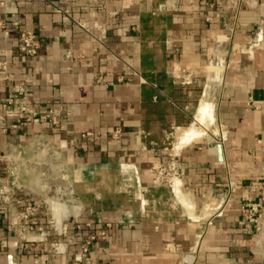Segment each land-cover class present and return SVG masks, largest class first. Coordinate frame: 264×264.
<instances>
[{
	"label": "crops",
	"instance_id": "crops-1",
	"mask_svg": "<svg viewBox=\"0 0 264 264\" xmlns=\"http://www.w3.org/2000/svg\"><path fill=\"white\" fill-rule=\"evenodd\" d=\"M0 60V147L20 153L9 180L43 204L25 231L23 205L0 206V264H76L85 248L81 264H264V215L252 235L239 224L264 188V0H0ZM2 119L20 129L4 135ZM53 149L81 205L58 232L68 210L28 171ZM171 160L178 178L156 185Z\"/></svg>",
	"mask_w": 264,
	"mask_h": 264
},
{
	"label": "built area",
	"instance_id": "built-area-1",
	"mask_svg": "<svg viewBox=\"0 0 264 264\" xmlns=\"http://www.w3.org/2000/svg\"><path fill=\"white\" fill-rule=\"evenodd\" d=\"M263 34V32H260ZM20 42V51L27 55L31 60H34L41 48L40 43L37 41L35 34L32 31H26L21 33L19 37ZM8 74V66L7 63L0 60V76L7 77ZM18 94L23 97L24 100H27V95L24 91V89H20ZM12 102H9V105H11ZM18 112L22 114L23 116V124H30L33 121L37 119V114L32 113L27 106H21L18 108ZM46 121L56 127L60 123L61 119V113L59 111L50 110L46 114ZM1 130L4 135H9L11 133H16L20 126L18 124L14 125H7L6 121L2 119L1 121ZM122 135L121 129H116L113 134V139L116 141H119ZM93 135L86 134L83 135L84 139H90ZM50 148L49 144L47 142L37 144L35 147V150H41ZM20 156V153L12 152V153H6L3 154L1 147H0V172H3L6 170V183L3 185H0V206H11L13 204H22L24 207V211L21 215V219L23 222L22 229L28 230L29 228H37L41 225V218L40 213L43 207V204L40 203H34L31 198L26 197L22 200H16L15 199V191L12 186L13 182L9 180V178L14 177L15 173H17L19 169V162L18 158ZM18 157V158H17ZM49 158L46 160L48 162H53L58 165V169L62 170V167L60 165V154L57 150H52V152L48 156ZM35 166H40L38 160L34 161L28 171L30 170L33 174L37 173V168H34ZM27 169V167H26ZM152 173L155 175V184L161 185L166 184L168 186H172L176 179L179 176V165L171 160L168 165L163 164H157L152 167ZM49 173V170H48ZM53 173V172H52ZM39 179L47 178L48 175L46 171L44 174L37 173ZM3 176V174H0V178ZM4 178V177H2ZM59 178L56 177V181H58ZM9 180V181H7ZM38 180V179H37ZM50 180V178L48 179ZM53 181V179H51ZM57 185H55L54 193L56 195V200L61 205L67 208L68 214L63 218L62 224L57 227L53 215L50 220V223L48 224L49 229H53L56 232L60 231L62 227L65 224H68L73 221H77L81 214V205L78 201L77 195L75 193V189L73 187V184L70 183L69 178L67 176H62L59 182H56ZM47 190V188H46ZM263 205H264V188L261 191V198L259 201H254L253 199H250L247 201L245 206L243 207V217L240 221V226L246 230L249 234H253V226H258L261 219L263 218ZM256 233H258V238L260 241H263V235L260 232L259 228H256ZM52 248L56 252L57 255H64L66 254L65 250L63 249V245L59 243H53ZM88 249L85 248L82 251V254L77 256L75 259L76 264L82 263V257L83 255L87 254Z\"/></svg>",
	"mask_w": 264,
	"mask_h": 264
},
{
	"label": "rangeland",
	"instance_id": "rangeland-1",
	"mask_svg": "<svg viewBox=\"0 0 264 264\" xmlns=\"http://www.w3.org/2000/svg\"><path fill=\"white\" fill-rule=\"evenodd\" d=\"M39 165L40 166H35L34 168H37V173H41L44 174V172L46 171L48 177L42 179L38 178L37 173L35 172L33 174V178H37V189L41 190L44 194H47L48 200L51 201V204H49V207H52V203H56L57 201L54 200L56 199V195L54 193V188L55 185H57L56 182H59L62 176H67L69 178L70 183L73 184L70 175L64 171V169H58V165L53 163V162H48L46 161L44 158H41L40 160H38ZM49 170V173H48ZM53 172V173H52ZM56 177L59 178L58 181H56ZM50 178V180H48ZM33 179V180H34ZM51 179H53V181H51ZM74 187V185H73ZM47 188V190H46ZM60 204V203H59ZM61 205V204H60Z\"/></svg>",
	"mask_w": 264,
	"mask_h": 264
},
{
	"label": "bare ground",
	"instance_id": "bare-ground-1",
	"mask_svg": "<svg viewBox=\"0 0 264 264\" xmlns=\"http://www.w3.org/2000/svg\"><path fill=\"white\" fill-rule=\"evenodd\" d=\"M203 106H205V105H203ZM208 106V105H207ZM204 110V109H203ZM202 110V111H203ZM203 112H205V111H203ZM201 114H202V112H201ZM204 115V114H203ZM212 119V118H211ZM213 121V120H212ZM209 123V122H208ZM204 126V125H203ZM198 132V131H197ZM187 134V133H186ZM197 136V135H196ZM195 137V136H194ZM53 205H52V208L54 209V210H56V211H58V212H61V213H64L65 211H66V208L63 206V205H60L59 204V202H56V203H52Z\"/></svg>",
	"mask_w": 264,
	"mask_h": 264
},
{
	"label": "water",
	"instance_id": "water-1",
	"mask_svg": "<svg viewBox=\"0 0 264 264\" xmlns=\"http://www.w3.org/2000/svg\"><path fill=\"white\" fill-rule=\"evenodd\" d=\"M220 152H221L220 154H222V150H221V148H220Z\"/></svg>",
	"mask_w": 264,
	"mask_h": 264
}]
</instances>
